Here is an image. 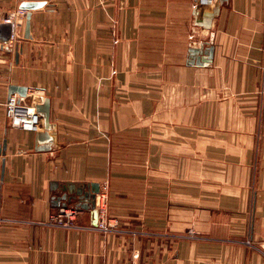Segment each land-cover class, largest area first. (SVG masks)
<instances>
[{
    "label": "crops",
    "instance_id": "crops-1",
    "mask_svg": "<svg viewBox=\"0 0 264 264\" xmlns=\"http://www.w3.org/2000/svg\"><path fill=\"white\" fill-rule=\"evenodd\" d=\"M193 1L0 0L44 3L0 49V264H264V0L210 30ZM12 85L50 100L52 143L9 124ZM92 183L117 225L74 198L57 226L62 186Z\"/></svg>",
    "mask_w": 264,
    "mask_h": 264
},
{
    "label": "built area",
    "instance_id": "built-area-1",
    "mask_svg": "<svg viewBox=\"0 0 264 264\" xmlns=\"http://www.w3.org/2000/svg\"><path fill=\"white\" fill-rule=\"evenodd\" d=\"M217 0H194L192 4L193 10L199 9L201 12L208 8H213L217 4ZM25 11L17 9L16 11L3 14L0 12V23H9L12 26V35L8 43L4 47L9 49H16L22 40L20 37L19 25L21 20L25 17ZM116 43V42H115ZM3 47L0 43V49ZM6 118L9 124L15 128L27 132H39L42 129L43 120L37 113L36 104L28 105L26 97L19 95H12L5 103ZM109 184L104 183L100 187V192L96 198V208L99 213V222L97 229L102 232H109L112 227L117 225L115 220L110 219L109 215ZM79 209L76 207H63L55 215L53 219L55 224L60 227L70 228L73 226ZM4 221L0 216V225ZM112 221L114 223L112 224ZM135 264V263H131Z\"/></svg>",
    "mask_w": 264,
    "mask_h": 264
},
{
    "label": "water",
    "instance_id": "water-1",
    "mask_svg": "<svg viewBox=\"0 0 264 264\" xmlns=\"http://www.w3.org/2000/svg\"><path fill=\"white\" fill-rule=\"evenodd\" d=\"M217 4L213 7V10L210 12H201L199 9L194 10V16H195V24L196 26H199L203 29L210 30L212 28L213 20L215 17L218 16L220 13L221 5L227 2L228 0H217ZM44 6V3L39 2H23L20 6V9L25 11V17H26V25H25V33H24V39L31 38L30 35V27H31V12L33 10H37ZM20 26V25H19ZM12 35V26L9 23H0V43L2 46H4L6 43L9 42ZM201 53V50L197 48L191 49V55L192 59H196L199 54ZM205 54L208 55V58H203L202 62H199V65H208L211 62L212 56H213V48H209L208 51L205 52ZM19 93L20 97H26L27 96V88L26 87H20V86H10L9 88V96H11L14 93ZM37 113L41 116L43 120V130L37 132L38 138L40 142H48L52 143V135L51 131L53 130V125L50 122V100L44 99L42 103H38L36 105ZM54 133V132H53ZM1 149V148H0ZM6 149V143H4V148L2 151H0V155L4 152ZM47 149H50L47 147ZM57 185H53L56 187ZM58 188V187H57ZM62 192L64 193L61 197L55 198V206H60L62 201L63 207H67V203L74 200V198H77L79 201V204L77 207L88 209L91 208L94 212L96 220L98 219V209L96 208V198L97 194L100 192V185L98 183H92L90 185L89 192H85L83 187L80 188H73L71 185H63L61 188ZM88 203L87 205H83L84 201Z\"/></svg>",
    "mask_w": 264,
    "mask_h": 264
}]
</instances>
